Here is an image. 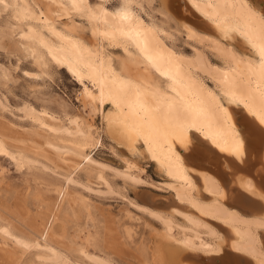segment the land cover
Returning a JSON list of instances; mask_svg holds the SVG:
<instances>
[{
  "label": "bare ground",
  "instance_id": "1",
  "mask_svg": "<svg viewBox=\"0 0 264 264\" xmlns=\"http://www.w3.org/2000/svg\"><path fill=\"white\" fill-rule=\"evenodd\" d=\"M54 1L85 18L91 42L39 17L52 40L34 27L25 29L23 21L33 15L25 0H0L6 16L0 39L4 32L13 35L38 68H43V51L64 67L81 87L79 103L99 114L100 127L93 117L85 121L62 112L66 125L54 130L28 116L40 131L36 136L43 138L44 154L32 151L27 138L8 136L0 128V155L24 176L28 192H36L33 197L41 204L46 195H55L37 237L16 233L1 213L0 236L31 255L23 264H70L58 239L75 204L89 210L72 192L73 186L90 190L76 171L92 173L107 195L115 194L107 171L134 187L144 181L130 159L123 158L126 171H120L94 158L104 137L150 162L170 193V204L148 191L134 190L137 199L122 195L158 224L159 241L148 251L152 263L197 264L198 257L209 261L219 256L221 264H264V0H159L160 15L174 32L145 12L143 0H117L112 8L105 6L107 0ZM173 34L184 36L189 51L177 47ZM105 45L119 47L123 56L113 58ZM42 74L33 73L37 79ZM4 103L0 108L7 110ZM25 108L18 112L27 118ZM67 154L74 161L62 158ZM39 155L54 167L38 160ZM66 162L71 164L62 171L59 164ZM30 170L36 173L24 174ZM42 174L56 182H46ZM3 175L0 168V191ZM104 219L109 246L124 247L114 218L107 213ZM123 233L131 238V230ZM81 253L93 264L116 263ZM19 260L10 250L8 264H22Z\"/></svg>",
  "mask_w": 264,
  "mask_h": 264
},
{
  "label": "rangeland",
  "instance_id": "2",
  "mask_svg": "<svg viewBox=\"0 0 264 264\" xmlns=\"http://www.w3.org/2000/svg\"><path fill=\"white\" fill-rule=\"evenodd\" d=\"M25 1L33 14L30 19L25 20L27 21L26 23L23 21L25 29L30 26L32 29L34 27V31L36 33L39 32L42 38L52 40L46 28L43 27L41 22L36 20L39 17L41 21H46L58 30H63L65 26L68 29H72L75 34L81 36L87 42L92 41L89 33L90 26L85 18L69 9L66 3L54 0ZM91 1L97 2V0ZM158 3L159 0H153L151 3L149 0H143L142 7L157 23L161 22L174 32V25L171 22L163 21L164 18L160 15L161 8ZM116 4L117 0H107L105 6L112 8ZM142 15L147 18L143 13ZM0 16V20L6 17L2 12H0ZM2 23L3 20L0 21V28L5 26V22L3 23L4 26H1ZM173 35L175 38L174 43L177 47L184 51H189L188 45L185 44L184 36ZM37 47L42 52L40 46ZM104 48L113 58L123 56V52L117 46L105 45ZM42 57L43 68H38L32 57L20 50L13 35L6 32L3 33L0 39V101L1 103L6 101L4 104L7 105L8 109L2 110L0 108V128L9 132L7 133L8 136H16L17 139L27 138V144L29 143L28 145L31 146L32 151L44 154L41 151L44 149L41 145L43 138L36 136L37 132L40 131L35 124L30 122L32 118L39 119L48 129L60 130L66 125V122L62 119V112L71 116H79L85 121L89 116L93 117L94 126L98 128L100 127V116L89 107L84 108L79 103L81 87L66 72V69L56 63L44 51ZM40 72L43 73L41 78L37 79L36 76L34 77L33 73L37 75ZM23 106H26L27 118H24L21 112H18ZM8 110L11 111L9 112ZM45 136L47 137L48 135L46 134ZM51 138L54 139L53 137ZM8 141L13 145H19L18 141L15 142L9 138ZM54 142L61 144L60 146H63V144L67 145L58 140H54ZM36 147L40 148L36 149ZM121 150L122 148L115 146L111 141L103 137L102 146L96 150L94 158L98 162L120 171H126L123 158L130 159L138 165L140 170L137 172V176L144 181L134 187L124 184L121 178L115 177L112 172L107 171L106 178L115 191L113 192L115 194L111 195V193L107 192L110 194L107 195L105 186L101 185L92 173L87 174L85 171H76L75 174L79 180L90 183V190L87 191L80 186H73L72 192L85 200L89 210L84 209L79 203L73 206L70 217L65 224V232L58 239L57 244L59 249L62 252L64 251L69 257L72 264H93L89 258L81 253L82 250L93 256H101H98V258L103 257L105 260L108 258L109 261H114L117 264H154L148 259V251L149 248L159 241V237L156 235L158 234V224L149 216L129 206L123 196L129 199H137L133 194L134 190L137 193L148 191L150 194L160 196L163 199V204H170L171 200L168 198L170 193L164 185V178L150 162L136 156H130L124 150ZM49 156L52 157L53 153H50ZM61 156L62 158H67L66 160L74 161L69 154ZM38 160L45 162L50 168L54 167L53 164L40 155ZM66 163L59 164L62 171L63 168L65 169L67 165L71 164V162ZM0 168L4 171V184L2 191H0V213L10 222L16 233L37 237L42 230L40 226L41 218L47 216L45 213L50 210L54 203V193L46 195L47 201L41 204L33 197L36 192H28V188L24 183V176L15 170V165L8 157L0 155ZM28 172L36 173V171L30 170L24 171V174ZM42 176L46 182L55 181L49 175L42 174ZM99 192H102V194ZM107 213L114 218L126 244L124 247L112 249L109 246L104 230V216ZM127 213L129 214L127 215ZM176 220L179 223L182 222V218L179 216L176 217ZM125 229L131 230L130 239L123 233ZM10 250L17 252L20 257L19 261H22V264L24 261L31 259L29 258L31 257L29 253H24L20 247H15L9 240L0 236V264L9 263Z\"/></svg>",
  "mask_w": 264,
  "mask_h": 264
},
{
  "label": "water",
  "instance_id": "3",
  "mask_svg": "<svg viewBox=\"0 0 264 264\" xmlns=\"http://www.w3.org/2000/svg\"><path fill=\"white\" fill-rule=\"evenodd\" d=\"M209 258V261H207L206 258L198 257L195 259V262L197 264H221L223 261V257L220 258L219 256H211Z\"/></svg>",
  "mask_w": 264,
  "mask_h": 264
}]
</instances>
